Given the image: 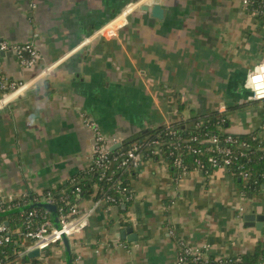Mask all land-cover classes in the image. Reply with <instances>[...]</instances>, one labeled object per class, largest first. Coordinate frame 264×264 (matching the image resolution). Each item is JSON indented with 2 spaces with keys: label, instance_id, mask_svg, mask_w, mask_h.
<instances>
[{
  "label": "crops",
  "instance_id": "crops-1",
  "mask_svg": "<svg viewBox=\"0 0 264 264\" xmlns=\"http://www.w3.org/2000/svg\"><path fill=\"white\" fill-rule=\"evenodd\" d=\"M154 4L162 18L152 15ZM124 13L116 37L97 35ZM0 40L10 45L0 49V76L24 84L0 107V198L23 200L9 210L87 167L96 130L130 139L209 111L227 113L234 134L264 122L263 102L249 101L245 86L264 58V19L242 0H0ZM23 43L38 51L34 65L18 58L13 46ZM133 171V199L97 207L69 238L77 264H176L181 241L206 248L205 257L264 242V226L244 219L264 214V189L250 196L226 169L172 172L155 158ZM93 202H77L79 215ZM129 227L134 241L118 236ZM19 264L69 258L61 242Z\"/></svg>",
  "mask_w": 264,
  "mask_h": 264
},
{
  "label": "built area",
  "instance_id": "built-area-1",
  "mask_svg": "<svg viewBox=\"0 0 264 264\" xmlns=\"http://www.w3.org/2000/svg\"><path fill=\"white\" fill-rule=\"evenodd\" d=\"M247 7L253 0H242ZM258 2V8L256 14L264 15V0H254ZM126 22V13L119 16L117 19L112 20L110 23L103 26L98 30L97 35L104 38H114L117 36L120 28L124 26ZM92 41V37L87 38L83 43L88 44ZM10 45L7 40H0V49L7 50ZM18 58L22 63L28 65H34L38 59V51L30 43H23L13 46ZM29 53V58H25V55ZM24 84L16 81H8L4 78L0 80V107L6 105L13 94H15ZM245 86L249 89L247 99L249 101L263 100L264 99V58L262 62L254 66L247 75ZM226 109L224 105L220 106V110L223 112ZM224 121V119H222ZM172 135L169 141V152L164 149L166 146L165 141L152 140L149 146V152H139L136 148H129L123 151L120 156L123 157V164L130 163V169L133 170L138 167L145 159L157 158L160 161H164L170 164V158L174 156L173 164L177 167H181L183 170L186 168L184 163L185 154H194L201 156L204 152H209V161L214 167L223 168L232 173L235 177L238 175L242 178H249V174L243 170L239 171L238 175H235L231 171V166L235 164L236 159L247 153L250 154L251 142L248 139H241L239 136L228 134L226 136H219L218 134H209L207 132L203 134H194L188 138H185L183 134L178 130H170ZM264 135V126L257 131V136ZM124 139L118 136L107 137L96 130L94 135V144L92 153L90 156V163L93 168H102V176H105L104 169L110 165L109 158L112 157V153L117 151H111V145L116 143H123ZM205 146V147H203ZM244 148V149H241ZM117 158V157H116ZM168 160V161H167ZM205 164L201 163L196 169L201 170ZM240 169V166H238ZM130 196L122 194L119 198L108 196L106 198L98 199L93 202V207L89 212L79 215V205L71 204L69 209L60 207L58 212L60 226L57 227L52 219V215L44 208L30 209L27 214L26 224L27 231L25 232V240L28 241V246L25 251L21 252V255L26 252L39 248L45 251L53 244L63 243V235H67L69 238L82 232L88 222L90 215L96 210L97 207L105 204L106 208L112 207V203H122L129 200ZM13 198L5 199L0 198V211H6V203H10V208L15 205H21L20 201L13 202ZM35 201L45 200L49 203H54V199L49 193L43 198H33ZM111 203V204H110ZM243 210V208H241ZM9 229L5 224L0 226V243L9 241ZM206 248H196L190 246L185 241L179 243L178 257L176 264H189L188 257H192L194 261L202 260L205 256ZM204 256V257H203Z\"/></svg>",
  "mask_w": 264,
  "mask_h": 264
},
{
  "label": "trees",
  "instance_id": "trees-1",
  "mask_svg": "<svg viewBox=\"0 0 264 264\" xmlns=\"http://www.w3.org/2000/svg\"><path fill=\"white\" fill-rule=\"evenodd\" d=\"M257 8L258 2L254 0L247 6V10L250 13H255ZM257 15L264 19V15ZM2 78L3 77L0 76V80ZM258 102H263L264 104V99L259 100ZM262 115L264 119V111ZM226 116L227 113H221L218 111L197 113L186 120L175 121L167 125L164 124L149 128L141 132L138 136L130 139L126 138L123 140L121 148L113 152L112 157L110 156V165L108 168L104 169L105 176H102V168H93L91 165H88L87 167L80 169L67 182H64L58 187L46 189L43 194L40 195V199L50 193L55 201L53 204L56 206L57 210H59L61 206L65 209H69L71 204H77V202L84 198L92 197L95 200H98L108 196L119 198L122 194H126L130 196V198L125 202H130L133 199L131 180L136 177L137 174L130 169V163L123 164V157L120 156L121 153L129 148H136L139 152H147L152 140H160L167 142L164 149L168 154V147L170 146L169 141L172 138L170 130L172 129L180 131L185 138L196 133L203 134L207 132L209 134H218L221 137L232 134L241 137V139L250 140L252 147L250 154L247 155L246 153L245 155L239 156L236 159L235 164L231 166V171L235 175H238L240 170L249 174L248 179L242 178L239 175L236 178L242 179L240 182V188L247 195H254L258 191L264 189V135L254 139V137L257 136V131L244 135L228 132L227 128L229 121ZM222 119H224V121ZM263 126L264 122L261 125V128ZM241 149L244 148L241 147ZM209 155V152H204L201 156L186 153L184 158V163L186 164L185 170L173 164V159L175 157L172 156L169 161V166L171 167L172 172H186L196 169L201 163H204L205 166L201 170L209 174L214 169H218L209 161ZM238 166H240V169H238ZM28 198L29 197H27V199ZM13 202L16 203L19 201L13 200ZM122 204L123 202L116 204L112 203V206H122ZM9 206L10 203H6L5 207L10 208ZM31 209L40 210L41 208L36 207ZM29 210L30 209H26L24 212L6 216L0 215V226L8 221L7 227L10 235L9 241L0 243V264H19V262H22V243L25 240L24 234L27 231L26 219ZM71 261L72 264H77V259L73 254ZM188 262L189 264H262L264 262V242L260 241L253 252L231 257L222 255L217 257L208 256L199 261H194L190 256L188 257Z\"/></svg>",
  "mask_w": 264,
  "mask_h": 264
},
{
  "label": "water",
  "instance_id": "water-1",
  "mask_svg": "<svg viewBox=\"0 0 264 264\" xmlns=\"http://www.w3.org/2000/svg\"><path fill=\"white\" fill-rule=\"evenodd\" d=\"M147 8L148 7H145V9H147ZM151 11H152V15L157 17V18H162L164 15V8L160 4H154L152 6ZM27 55H29V53H27ZM121 146H122V143H116L113 146H111L110 150L115 151V150L121 148ZM36 207L44 208L45 210L49 211L52 215V219H53L54 224L57 227L60 226L56 206L52 203L45 201V200H41V201L31 200L30 204H28V205L18 207L15 209H11V210L0 211V215L6 216V215H11V214L21 213V212H24L26 209L36 208ZM244 219L246 221V225L256 226L259 229H262L264 226V214H258V213L252 212V213H248V214L244 215ZM5 224L8 225V221H6ZM118 236H121L122 238L127 239L128 241H134V240H136V237H137L136 233L134 232L133 228H131V227H129L127 229H122ZM63 242L65 244L66 251L68 254L69 264H72V261H71L72 249H71L70 239L65 234L63 235ZM41 253H42V250H40L39 248H35V249L30 250V251L26 252L25 254H23L22 260L38 258L41 256Z\"/></svg>",
  "mask_w": 264,
  "mask_h": 264
},
{
  "label": "rangeland",
  "instance_id": "rangeland-1",
  "mask_svg": "<svg viewBox=\"0 0 264 264\" xmlns=\"http://www.w3.org/2000/svg\"><path fill=\"white\" fill-rule=\"evenodd\" d=\"M189 113V111H187ZM112 146V145H111Z\"/></svg>",
  "mask_w": 264,
  "mask_h": 264
}]
</instances>
